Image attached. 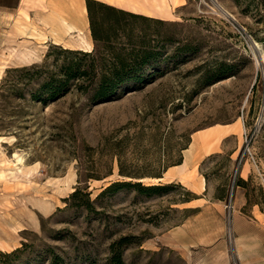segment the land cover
I'll use <instances>...</instances> for the list:
<instances>
[{"label":"rangeland","instance_id":"374dc122","mask_svg":"<svg viewBox=\"0 0 264 264\" xmlns=\"http://www.w3.org/2000/svg\"><path fill=\"white\" fill-rule=\"evenodd\" d=\"M19 1L0 0V264H111L117 251L124 264H205L210 216L189 204L204 195L161 178L215 124L235 125L238 153L208 158L201 174L229 200L248 175L243 210L264 219V0H186L148 25L160 54L142 82L107 100L72 88L46 102L34 93L69 48L21 45ZM124 181L165 187L108 190Z\"/></svg>","mask_w":264,"mask_h":264},{"label":"crops","instance_id":"0c3cea01","mask_svg":"<svg viewBox=\"0 0 264 264\" xmlns=\"http://www.w3.org/2000/svg\"><path fill=\"white\" fill-rule=\"evenodd\" d=\"M98 1L152 17L173 15L186 3V0ZM18 6L13 21H21V45L37 47L40 51L51 44L90 51L82 41L85 38L93 49L86 0H20ZM23 6L28 8L21 13ZM235 130L234 124H215L196 131L183 152L182 162L169 167L161 178L165 182H181L194 193L204 195V198H196L189 204L190 208L200 209L210 216V221L204 223L205 239L197 243L204 247L205 264H264V219L260 221L244 213L243 209L248 204L246 189L236 186L232 200L215 198L211 182L200 172L208 158L222 152L230 153L231 159L235 160L238 153V145L233 144ZM242 177L248 179V175L242 174ZM192 229L190 226V232ZM228 229L237 246L234 256L229 251ZM245 241L251 245L238 247ZM197 255L194 258L190 256V264L193 261L196 264Z\"/></svg>","mask_w":264,"mask_h":264},{"label":"trees","instance_id":"16d2710c","mask_svg":"<svg viewBox=\"0 0 264 264\" xmlns=\"http://www.w3.org/2000/svg\"><path fill=\"white\" fill-rule=\"evenodd\" d=\"M86 1L95 49L91 52L63 49L66 55L64 62L58 71H52L47 75L34 93L35 98H39L38 94L41 92L45 102L55 101L72 88H76L92 91L95 99H110L131 81L135 84L142 82L148 65L155 62L160 54L157 47L150 43L148 25L162 23V20L133 13L98 0ZM163 40L171 39L164 37ZM247 182L245 179H240L236 185L247 189ZM130 185L140 186L147 191L165 187L161 185L143 187L139 182L124 181L113 183L108 190H117ZM247 198L249 204L248 192ZM58 259L59 257H56L55 261ZM111 264H124L120 252L114 253Z\"/></svg>","mask_w":264,"mask_h":264},{"label":"built area","instance_id":"2783aa9c","mask_svg":"<svg viewBox=\"0 0 264 264\" xmlns=\"http://www.w3.org/2000/svg\"><path fill=\"white\" fill-rule=\"evenodd\" d=\"M245 139H246L245 142H246L247 145H248L249 142H248V137H247V135H246V138H245ZM248 154H250L251 159H253L254 161H256L255 155L253 154V152H252L250 149H248Z\"/></svg>","mask_w":264,"mask_h":264},{"label":"bare ground","instance_id":"6f19581e","mask_svg":"<svg viewBox=\"0 0 264 264\" xmlns=\"http://www.w3.org/2000/svg\"><path fill=\"white\" fill-rule=\"evenodd\" d=\"M82 41L84 42V44L86 45V47L91 50L92 46L90 45V43L85 38H82Z\"/></svg>","mask_w":264,"mask_h":264}]
</instances>
